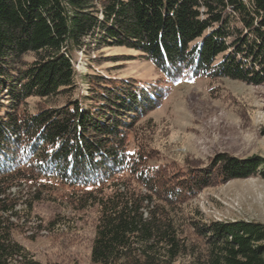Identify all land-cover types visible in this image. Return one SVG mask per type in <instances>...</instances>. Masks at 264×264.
Returning <instances> with one entry per match:
<instances>
[{
	"label": "trees",
	"instance_id": "obj_1",
	"mask_svg": "<svg viewBox=\"0 0 264 264\" xmlns=\"http://www.w3.org/2000/svg\"><path fill=\"white\" fill-rule=\"evenodd\" d=\"M106 48L139 53L171 81L261 86L264 0H0V264H41L14 234L52 183L79 191L74 207L97 210L91 264H264V224L182 207L214 178L264 179V159L218 154L189 180L128 153L134 123L167 91L76 72L73 54ZM58 97L64 106L21 110Z\"/></svg>",
	"mask_w": 264,
	"mask_h": 264
},
{
	"label": "rangeland",
	"instance_id": "obj_2",
	"mask_svg": "<svg viewBox=\"0 0 264 264\" xmlns=\"http://www.w3.org/2000/svg\"><path fill=\"white\" fill-rule=\"evenodd\" d=\"M33 60L31 54L23 59ZM73 65L82 77L99 74L130 79L167 91L158 107L134 123L126 141L128 153L143 151L152 167L181 171L190 180L193 174L206 170L218 154L241 160L264 159V85L189 74L171 81L153 63L127 48L88 54L81 50L73 54ZM79 86V91L87 94L83 81ZM66 102L64 97L30 98L21 110L28 108L35 113L47 106L62 107ZM186 170L189 175H185ZM48 192L34 204L30 219L21 221L22 230L14 239L41 264H91L97 210L74 207L67 199L79 191L70 187L52 183ZM182 207L188 213L197 211L206 221L264 224V179L221 182L214 178ZM176 264H190V259L180 258Z\"/></svg>",
	"mask_w": 264,
	"mask_h": 264
}]
</instances>
